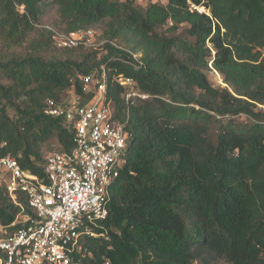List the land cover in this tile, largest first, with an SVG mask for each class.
<instances>
[{
    "label": "trees",
    "instance_id": "trees-1",
    "mask_svg": "<svg viewBox=\"0 0 264 264\" xmlns=\"http://www.w3.org/2000/svg\"><path fill=\"white\" fill-rule=\"evenodd\" d=\"M137 1L0 0V156L45 178L42 144L55 137L56 150L69 151L75 136L47 112L49 100L88 104L105 68L122 110L117 78H132L149 98L130 109L132 142L104 237L88 242L92 255L78 264H264V0ZM100 25L107 43L98 48L60 49L49 29ZM119 37L141 64L109 43ZM29 41L27 53L10 50ZM212 70L226 86L211 83ZM87 75L94 84L85 90ZM17 203L1 185L2 224L36 217L23 193Z\"/></svg>",
    "mask_w": 264,
    "mask_h": 264
},
{
    "label": "built area",
    "instance_id": "built-area-1",
    "mask_svg": "<svg viewBox=\"0 0 264 264\" xmlns=\"http://www.w3.org/2000/svg\"><path fill=\"white\" fill-rule=\"evenodd\" d=\"M191 2V1H189ZM191 4V10L205 12ZM60 49L98 48L107 43L94 29L61 33L49 28ZM141 64V54L118 46ZM85 90L94 84L93 75L80 78ZM93 99L79 106L74 95L70 105L49 100L47 112L63 118L74 129V146L69 151H52L46 158L45 178L26 171L17 159L0 156V173L12 200L23 193L36 217L14 228L0 222V264H78L92 255L89 241L99 239L101 223L108 217L110 190L124 168L132 136L126 125L136 99L149 95L135 88L132 78L119 76L125 107L120 110L108 93L104 68L96 80ZM18 204V203H17Z\"/></svg>",
    "mask_w": 264,
    "mask_h": 264
},
{
    "label": "rangeland",
    "instance_id": "rangeland-1",
    "mask_svg": "<svg viewBox=\"0 0 264 264\" xmlns=\"http://www.w3.org/2000/svg\"><path fill=\"white\" fill-rule=\"evenodd\" d=\"M149 2H150V0H138L137 5L141 8H145L149 4ZM152 2L161 4V5L167 4V0H152ZM201 7H204L205 11L209 13V9H207L205 6H200L199 8H201ZM45 21H46L45 24H49L50 18H47ZM167 27L168 26L166 25L160 29L165 32ZM104 28H105V25H100L99 27H97L96 32L101 35L103 33ZM35 37H37L36 33H32L31 38H35ZM114 42L120 47H124V48H128V49L131 48V44L126 42L123 37L116 38L114 40ZM31 44H32V41H29V42H26L25 44H22L19 46H12V48L10 50L11 51L14 50L18 54L27 53L30 51L29 47ZM50 53H51V55L56 54L55 50L52 48H51ZM208 75H209V79H210L211 83L214 86H216V87L226 86V84L223 82L222 76L218 72L212 70V71L208 72ZM261 108L264 109L263 107H261ZM10 114L13 116L14 113L10 111ZM235 120L237 123L246 124L249 122L250 119L248 117H245V116H239V117H236ZM56 149H59V144L57 142V139L55 137H52L42 144V147H41L42 151L41 152L45 158L49 155V153H51L52 151H55ZM5 180H6V176L3 173H0V186L5 183ZM194 264H200V263L195 262ZM214 264H229V263L226 262L225 260H218Z\"/></svg>",
    "mask_w": 264,
    "mask_h": 264
}]
</instances>
